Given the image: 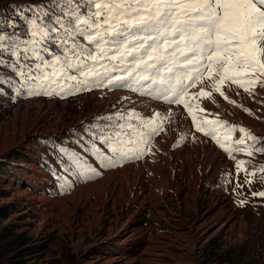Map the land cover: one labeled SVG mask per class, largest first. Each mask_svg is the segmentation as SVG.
<instances>
[{"label": "rangeland", "instance_id": "1", "mask_svg": "<svg viewBox=\"0 0 264 264\" xmlns=\"http://www.w3.org/2000/svg\"><path fill=\"white\" fill-rule=\"evenodd\" d=\"M42 2L0 0V19L23 27L18 11ZM101 63L124 75L119 60ZM185 83L191 113L158 98L156 86L28 95L0 68V207L9 213L0 264H264V196L253 195L264 192V88L225 81V100L207 71ZM199 87L211 98L193 96ZM216 120L227 123H208ZM109 123L162 128L139 145L142 156L105 167L89 137ZM77 156L102 174H81L70 163Z\"/></svg>", "mask_w": 264, "mask_h": 264}, {"label": "snow or ice", "instance_id": "2", "mask_svg": "<svg viewBox=\"0 0 264 264\" xmlns=\"http://www.w3.org/2000/svg\"><path fill=\"white\" fill-rule=\"evenodd\" d=\"M18 15L23 27L16 20L0 19V68L14 73L28 95L74 94L93 86L140 85L134 91L156 86L151 90L157 91L158 98L183 105L191 113L184 99L189 87L185 80L196 84L205 71L225 100L229 97L220 88L225 81L247 84L245 91L251 94L256 87L264 88V0H43ZM102 60H119L124 75H109ZM111 71H116V65ZM192 95L210 99L212 94L199 87ZM134 115L138 116L134 110L128 113V120ZM115 119L125 120V114L117 113ZM97 127L90 130V148L107 167L142 156L144 148L139 145L150 143L162 125L143 132L131 123ZM196 127L204 131L199 123ZM206 135L216 138L215 130ZM126 143H135L136 150L125 147ZM237 144L247 147L244 140ZM70 163L85 176L102 174L78 156ZM244 163L238 161V166ZM253 195L264 196V192Z\"/></svg>", "mask_w": 264, "mask_h": 264}, {"label": "trees", "instance_id": "3", "mask_svg": "<svg viewBox=\"0 0 264 264\" xmlns=\"http://www.w3.org/2000/svg\"><path fill=\"white\" fill-rule=\"evenodd\" d=\"M0 14H1V12H0ZM8 214L9 213L6 212V208L5 207H0V217L7 218Z\"/></svg>", "mask_w": 264, "mask_h": 264}]
</instances>
